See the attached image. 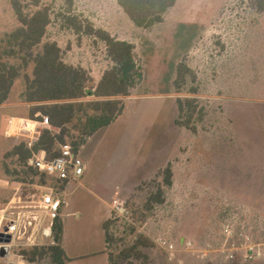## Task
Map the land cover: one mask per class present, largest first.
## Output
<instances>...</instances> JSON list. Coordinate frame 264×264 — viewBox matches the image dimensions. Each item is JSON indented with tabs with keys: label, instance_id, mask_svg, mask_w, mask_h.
<instances>
[{
	"label": "rangeland",
	"instance_id": "rangeland-1",
	"mask_svg": "<svg viewBox=\"0 0 264 264\" xmlns=\"http://www.w3.org/2000/svg\"><path fill=\"white\" fill-rule=\"evenodd\" d=\"M62 6L56 0L55 12ZM75 13L134 44L144 70L142 82L124 99L125 118L98 132L80 155L90 167L88 189L105 182L123 189L118 201L125 211H112L108 252L116 257L141 234L153 246L141 248L148 259H131L133 264H264V257L251 260L243 248L253 242L263 244L264 252V199L244 197V182L231 167L240 157L235 148L264 144V10L258 0H178L164 22L151 29L136 27L118 0H75ZM62 24L54 16L45 41L58 43L67 64L90 71L92 89L112 66L105 45L92 37L79 38ZM18 25L10 1L0 0V42ZM183 59L197 80L178 93L176 67ZM193 86L204 115L196 134L176 124V101L191 97ZM24 89L21 76L11 92L12 104L0 109V208L20 195L23 186L30 191L58 189L47 175L27 177L11 155L27 141V133L7 137L4 118L16 113L31 118V106L21 102ZM45 129L39 128L41 135ZM124 134L127 139L121 142ZM169 163L174 177L173 186L164 187L166 202L147 213L145 202L163 183L161 170ZM154 167V176L144 178ZM88 189L77 187L66 196L70 213L80 211L81 217L72 214L63 221L65 247L90 242L85 252L100 249L106 208ZM226 226L233 230L231 237ZM189 241L191 251L185 249ZM233 248L238 249L227 251ZM30 250H15L0 264H52L48 257L31 261L25 255Z\"/></svg>",
	"mask_w": 264,
	"mask_h": 264
},
{
	"label": "trees",
	"instance_id": "trees-1",
	"mask_svg": "<svg viewBox=\"0 0 264 264\" xmlns=\"http://www.w3.org/2000/svg\"><path fill=\"white\" fill-rule=\"evenodd\" d=\"M9 1L19 25L0 42V105L9 99L16 81L23 76L25 89L21 99L31 106V119L42 120L47 117L51 128L42 132L33 150L27 147L26 142H22L13 148L11 155L16 156L21 167L26 169L24 173L27 177L41 175L45 178V174L29 165L33 153L43 150L50 158H54L59 155V146L66 143H71L75 151L79 152L89 138L108 128L124 113V99L142 82L144 70L137 60L135 45L97 28L90 20L76 14L75 0H62V10L58 13L54 8L56 0ZM177 2L178 0H118L119 6L132 23L142 29L162 24L166 14ZM258 7L264 10V0H258ZM54 16L63 23L65 29L79 38L92 37L105 45L106 55L112 66L103 73L94 88H89L94 82L90 71L67 64L58 43L45 41ZM30 67L31 75L27 73ZM196 80L186 59L177 64L174 86L178 93L188 83L195 84ZM189 93L191 97L178 98L176 101L179 112L176 124L196 134L197 123L204 118L203 109L195 97L198 89L193 86ZM161 176L163 183L158 184L145 202L147 213L166 202L164 187L173 186L171 163L161 170ZM22 183L25 184L26 180H22ZM29 183L32 184L33 180ZM56 184L61 191L65 190L66 183ZM36 194L38 191H30L23 186L17 199L27 201ZM110 226L111 221L104 226L108 244L112 241ZM55 233L61 244V221L57 222ZM152 246L150 240L137 234L133 243L124 247L116 257L110 254V261L112 264H133L131 259L147 260L148 257L141 248ZM25 255L31 261L38 257H48L52 264H67L61 245L34 248L25 252Z\"/></svg>",
	"mask_w": 264,
	"mask_h": 264
},
{
	"label": "built area",
	"instance_id": "built-area-1",
	"mask_svg": "<svg viewBox=\"0 0 264 264\" xmlns=\"http://www.w3.org/2000/svg\"><path fill=\"white\" fill-rule=\"evenodd\" d=\"M16 121V128L12 136L8 134L9 129L6 135L11 138L21 135L22 132L27 133L26 144L30 150H33L35 143L40 138L39 128H51L47 117H43L42 120L16 119ZM29 165L40 173L53 178L56 183H66V185L77 183L86 171L85 161L81 158L79 152L75 151L71 143L60 145L59 155L54 158H50V155L43 150L34 152L29 160ZM66 205L64 191H61L59 187L58 189L53 187L40 189L38 194L27 201H19L16 195L0 210V234L11 238L10 243L0 244V249L2 247L7 248L8 258L10 259L15 250L60 246L61 244L56 239L55 228L57 222L61 221L63 217V209ZM114 209L120 214L125 211L119 202ZM224 232L228 237L233 235L230 226H226ZM160 244L163 245V242H160ZM262 246L263 244L249 242L243 248L249 259L260 260L264 257ZM166 247L169 251L175 250L173 244ZM193 248L192 242L185 243L186 250L191 251ZM209 248H211L210 245ZM237 249L233 248L227 251H237ZM18 257L22 258V256Z\"/></svg>",
	"mask_w": 264,
	"mask_h": 264
},
{
	"label": "crops",
	"instance_id": "crops-1",
	"mask_svg": "<svg viewBox=\"0 0 264 264\" xmlns=\"http://www.w3.org/2000/svg\"><path fill=\"white\" fill-rule=\"evenodd\" d=\"M21 102L23 105H26V107H30L29 104L23 102L21 99ZM11 94L9 99L2 105H0V109L4 106L11 105ZM126 109V108H125ZM126 110L124 113L108 128L113 127L117 123H120L122 119L125 118ZM21 119V120H33L29 118L28 115H18L16 114H10L7 117L4 118V134L9 129L10 123L12 120ZM129 130V129H128ZM131 130V129H130ZM96 135V134H95ZM94 135V136H95ZM7 136V135H6ZM92 136L87 140V142L79 149V155H81L82 150L85 148L87 143L94 137ZM126 134H124L121 137V142L125 141ZM244 149L235 148L236 153L239 152V158L234 160V164L231 166L233 169V174L236 176L241 177L239 180L241 182H244L243 185H245V191H242L241 193L244 194V197H249L253 199L263 198L264 199V144H258L253 146H244ZM244 150V151H241ZM86 163V171L85 174L82 176V178L77 183H68L64 190V196L66 201V196L69 194H73L77 187L83 189H88V183L89 179L87 178L88 173L90 172V167L87 162ZM156 172V167L152 168L149 173L144 177L147 179L154 176ZM109 182H105L103 185L96 186L95 190L92 191V189H88V191L91 193L94 192V194L97 196V198L105 205L104 210V216L101 219V226H102V240L99 242L100 249L97 251H87L85 252L86 247H90V242L85 241H77L72 246L68 245L65 247L64 245V237H65V229L63 225V235L61 240V246L66 254L67 257V264H112L110 261V253L108 252V243L106 241V232H105V223L110 221L112 211L114 210L115 206L117 205L118 201V195L119 191H122L121 187L116 185L114 188L113 186L108 184ZM248 184V185H247ZM67 205L63 209V217L61 219V222L64 223V219L71 217L72 214H75L76 218L81 217L80 211H75L74 213H70L69 208L70 204L68 201H66ZM3 208H0L2 210ZM7 258H1V261H6ZM7 263V262H6ZM11 264V262L9 263Z\"/></svg>",
	"mask_w": 264,
	"mask_h": 264
},
{
	"label": "water",
	"instance_id": "water-1",
	"mask_svg": "<svg viewBox=\"0 0 264 264\" xmlns=\"http://www.w3.org/2000/svg\"><path fill=\"white\" fill-rule=\"evenodd\" d=\"M11 238L9 236H5L4 234H0V244H8L10 243ZM0 257L1 258H7L8 257V249L5 247H2L0 249Z\"/></svg>",
	"mask_w": 264,
	"mask_h": 264
},
{
	"label": "bare ground",
	"instance_id": "bare-ground-1",
	"mask_svg": "<svg viewBox=\"0 0 264 264\" xmlns=\"http://www.w3.org/2000/svg\"><path fill=\"white\" fill-rule=\"evenodd\" d=\"M16 122H17L16 120H13V122L11 123L10 129H9V133H8L9 136H12L13 132L15 131V128H16L15 123Z\"/></svg>",
	"mask_w": 264,
	"mask_h": 264
}]
</instances>
